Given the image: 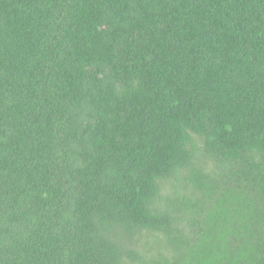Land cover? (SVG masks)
<instances>
[{
  "label": "trees",
  "instance_id": "1",
  "mask_svg": "<svg viewBox=\"0 0 264 264\" xmlns=\"http://www.w3.org/2000/svg\"><path fill=\"white\" fill-rule=\"evenodd\" d=\"M144 233L264 264V0H0V264H126Z\"/></svg>",
  "mask_w": 264,
  "mask_h": 264
},
{
  "label": "rangeland",
  "instance_id": "2",
  "mask_svg": "<svg viewBox=\"0 0 264 264\" xmlns=\"http://www.w3.org/2000/svg\"><path fill=\"white\" fill-rule=\"evenodd\" d=\"M207 170L213 173L214 169L212 166H209ZM185 184L186 187H182ZM191 193L189 184L184 180L176 181L175 179H170L163 183L161 199H159L157 204L159 209H164L163 211L171 210L173 213L171 216L180 219L177 224L174 223L173 228L181 230L183 236L186 237L189 236L190 220L192 223L193 218L199 219L202 226L205 224L204 211H200L194 217L193 213H190L187 207L185 208V202L189 203L192 198H196ZM181 200L183 201L180 202ZM168 204H177L179 208H170ZM175 243L176 240L167 239L163 233L140 234L134 238L133 242L126 241L123 243L126 254L124 259L126 260V264H172L174 256L178 254V250L173 248Z\"/></svg>",
  "mask_w": 264,
  "mask_h": 264
}]
</instances>
